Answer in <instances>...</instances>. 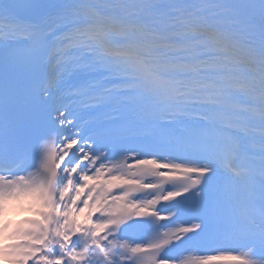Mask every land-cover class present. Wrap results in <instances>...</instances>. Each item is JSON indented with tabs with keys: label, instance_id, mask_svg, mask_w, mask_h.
Instances as JSON below:
<instances>
[{
	"label": "snow or ice",
	"instance_id": "1",
	"mask_svg": "<svg viewBox=\"0 0 264 264\" xmlns=\"http://www.w3.org/2000/svg\"><path fill=\"white\" fill-rule=\"evenodd\" d=\"M0 264H264V0H0Z\"/></svg>",
	"mask_w": 264,
	"mask_h": 264
},
{
	"label": "bare ground",
	"instance_id": "2",
	"mask_svg": "<svg viewBox=\"0 0 264 264\" xmlns=\"http://www.w3.org/2000/svg\"><path fill=\"white\" fill-rule=\"evenodd\" d=\"M15 212L21 213V216H24V214H26V215L29 214V213H27V212L24 211V210H18V209H13V210H11L9 214H13V213H15ZM23 218H24V217H23ZM23 218H22V219H23ZM20 220H21V219H15V220H14V223H15V222H19Z\"/></svg>",
	"mask_w": 264,
	"mask_h": 264
},
{
	"label": "rangeland",
	"instance_id": "3",
	"mask_svg": "<svg viewBox=\"0 0 264 264\" xmlns=\"http://www.w3.org/2000/svg\"><path fill=\"white\" fill-rule=\"evenodd\" d=\"M15 216H17V214ZM15 216H13V217H15Z\"/></svg>",
	"mask_w": 264,
	"mask_h": 264
}]
</instances>
